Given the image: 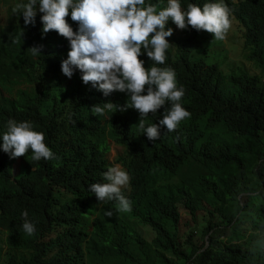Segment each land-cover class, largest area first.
I'll return each instance as SVG.
<instances>
[{"label":"clouds","instance_id":"clouds-1","mask_svg":"<svg viewBox=\"0 0 264 264\" xmlns=\"http://www.w3.org/2000/svg\"><path fill=\"white\" fill-rule=\"evenodd\" d=\"M252 1L14 4L15 19L24 26L41 28L42 36L58 33L65 92L80 93L98 117L130 109L138 128L128 127L119 145L108 139L120 147L114 159L111 146L107 155L89 146L84 162L91 165L89 171L55 189L31 222L27 210L21 213L7 203L4 189L34 193L66 144L48 138L31 120H8L18 109V97L0 83V264H192L189 252L196 243L180 238L181 205L193 217L200 210L209 214L199 222L204 236L231 230L226 240L217 234L211 238L215 243L202 246L219 249L223 264L264 260L251 247L257 242L264 248V238L253 236L258 229L241 232L243 220L235 207V198L245 195L250 206L264 211V168L252 171L247 162L263 155L249 129L264 126V97L246 95L264 78V39H257L246 23ZM255 1L264 6V0ZM236 26L247 58L262 75L222 69ZM18 35L19 27L8 18L0 24V48H12ZM213 44L221 45L211 52ZM28 46L32 56L44 48ZM198 95H210L200 111ZM191 111L199 115L191 119ZM148 142H155L158 153L151 168L132 173L118 161L117 155L130 159L142 153ZM147 229L154 232L152 238Z\"/></svg>","mask_w":264,"mask_h":264},{"label":"trees","instance_id":"trees-1","mask_svg":"<svg viewBox=\"0 0 264 264\" xmlns=\"http://www.w3.org/2000/svg\"><path fill=\"white\" fill-rule=\"evenodd\" d=\"M26 1V0H25ZM162 0H152L159 2ZM10 7L9 20L19 27L17 41L8 50L0 48V83L16 93L18 101L15 107L17 111L11 110L7 119L31 120L35 127L44 130L47 137L60 140L66 144L65 151L54 161L53 171L50 175L41 176L38 179L37 189L32 194H26L19 189H4L3 197L13 207H18L22 213L28 212V219L34 222L36 214L43 210L46 200L55 193V189H61L73 179L82 178L91 165L84 163L89 146L96 147L103 155H107L111 144L108 139H112L116 145L123 140V133L128 127L137 129L134 114L130 109L117 113L108 112L109 117L95 116L91 113V104L84 101V97L75 90L69 89L65 92L62 86V79L59 73L58 60L61 49L59 47L58 33L48 32L42 36L41 28H29L23 25L22 19L16 20L12 12V7L20 0L0 1ZM252 14L246 18V23L250 31L257 39H264V6L255 0L252 1ZM15 39V40H16ZM30 41L35 45H44L42 53L32 56L28 50ZM32 44V45H33ZM31 45V46H32ZM173 47L169 55L174 52ZM52 80L54 82L52 83ZM210 93V90L207 91ZM205 97V92H200ZM247 97H264V78L259 79L252 89L246 92ZM68 96V97H66ZM210 98H195L197 110L205 108L207 100ZM101 100V99H100ZM199 115L197 111H191V119ZM118 119H127L128 122L117 123ZM91 126V127H90ZM250 133L256 135L263 155L259 158H248L251 170L255 168L263 169L264 160V126H257ZM146 149L142 153L136 154L130 159L119 158L126 164L131 172L151 168L156 162L157 152L153 150L155 142H148ZM61 146V145H60ZM134 166V168L132 167ZM240 191H237V195ZM235 207L238 217L244 220H252L254 232L253 236L259 235V239L264 236V211L258 207L249 205V199L241 201L235 198ZM121 235L125 234L124 224L120 227ZM120 235V234H119ZM119 235L114 236L119 239ZM203 247L194 244L189 252V259L192 264H223V254L219 249ZM202 249V250H201ZM255 264H264L257 262Z\"/></svg>","mask_w":264,"mask_h":264},{"label":"rangeland","instance_id":"rangeland-1","mask_svg":"<svg viewBox=\"0 0 264 264\" xmlns=\"http://www.w3.org/2000/svg\"><path fill=\"white\" fill-rule=\"evenodd\" d=\"M234 1V0H229ZM10 15V7L6 6L5 3L0 4V24L6 23ZM241 32L239 31L238 27L236 26V30L233 34V37L230 40V44L226 47V58L221 62V67L225 72H240L245 71L251 74H258L262 75L261 71L257 69L254 62L249 60L247 58V53L243 48V39L240 38ZM33 44L32 41H30L29 45L31 46ZM221 44H213L210 51H213V48L216 46H220ZM54 80H52V83ZM68 97V96H66ZM123 122H128L127 119H123ZM117 123H120L122 125V121L118 120ZM120 151V147L116 146L114 143H112V146L109 150V157L110 159H114L116 154ZM0 160V168H3V165L1 164ZM241 200H246V196L242 195ZM198 217H193L188 210L181 205V218L179 222L180 227V238L182 241H186L188 238H190V242L196 243L197 245L203 246L205 244V241H211L213 235H222L224 236V239L226 240L228 235L231 233L230 229H222V232L220 233H213L211 236L207 235L204 236L200 231V221H206L209 218V214L205 210H200ZM212 219L217 222L219 219L218 217L214 216ZM264 224V221L262 222ZM241 232L249 235L254 231L252 220H244L241 222L240 225ZM198 229L199 232H195V230ZM146 236L148 238H152L154 236V232L150 230L145 231ZM255 243V240H253ZM215 243V241H211ZM251 247H255V249H259L264 254V248L260 247V245L256 242L253 246L251 244Z\"/></svg>","mask_w":264,"mask_h":264}]
</instances>
